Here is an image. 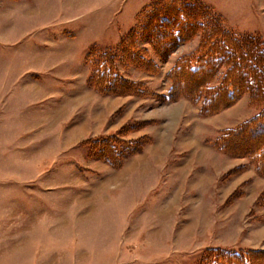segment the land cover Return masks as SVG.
<instances>
[{
  "label": "rangeland",
  "instance_id": "obj_1",
  "mask_svg": "<svg viewBox=\"0 0 264 264\" xmlns=\"http://www.w3.org/2000/svg\"><path fill=\"white\" fill-rule=\"evenodd\" d=\"M153 1L0 0V264H202L213 249H264V176L215 147L261 106L245 93L201 115L164 100L200 33L165 58L139 40L154 72L123 62L116 49ZM198 1L264 48V0ZM104 51L143 91L88 83Z\"/></svg>",
  "mask_w": 264,
  "mask_h": 264
},
{
  "label": "trees",
  "instance_id": "obj_2",
  "mask_svg": "<svg viewBox=\"0 0 264 264\" xmlns=\"http://www.w3.org/2000/svg\"><path fill=\"white\" fill-rule=\"evenodd\" d=\"M197 33V47L181 56L167 74L170 87L163 98H187L199 105L201 115H209L248 93L251 104L261 106L260 111L224 131L215 147L230 155L249 157L257 173L264 176V48L256 39L228 32L221 17L198 0H155L140 13L139 25L129 31L116 50L123 62L154 72L157 65L144 56L145 49L137 46L139 40H147L155 54L165 58L177 43ZM115 52L102 53L88 83L101 94L143 91L117 73ZM221 66L226 70L220 83L211 85ZM105 144L102 141L99 149H106ZM258 202H264V197ZM201 263L264 264V249H213Z\"/></svg>",
  "mask_w": 264,
  "mask_h": 264
}]
</instances>
